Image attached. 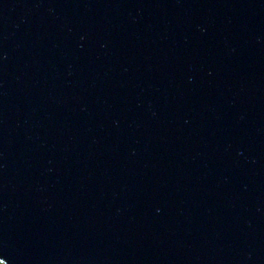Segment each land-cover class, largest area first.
Listing matches in <instances>:
<instances>
[{
    "label": "water",
    "instance_id": "water-1",
    "mask_svg": "<svg viewBox=\"0 0 264 264\" xmlns=\"http://www.w3.org/2000/svg\"><path fill=\"white\" fill-rule=\"evenodd\" d=\"M0 261L264 264V0H0Z\"/></svg>",
    "mask_w": 264,
    "mask_h": 264
},
{
    "label": "snow or ice",
    "instance_id": "snow-or-ice-1",
    "mask_svg": "<svg viewBox=\"0 0 264 264\" xmlns=\"http://www.w3.org/2000/svg\"><path fill=\"white\" fill-rule=\"evenodd\" d=\"M0 264H3V262H2V261H0Z\"/></svg>",
    "mask_w": 264,
    "mask_h": 264
},
{
    "label": "rangeland",
    "instance_id": "rangeland-1",
    "mask_svg": "<svg viewBox=\"0 0 264 264\" xmlns=\"http://www.w3.org/2000/svg\"><path fill=\"white\" fill-rule=\"evenodd\" d=\"M4 264V263H3Z\"/></svg>",
    "mask_w": 264,
    "mask_h": 264
}]
</instances>
